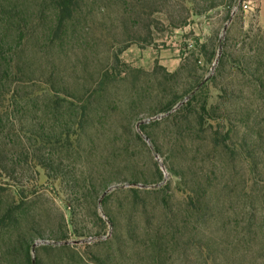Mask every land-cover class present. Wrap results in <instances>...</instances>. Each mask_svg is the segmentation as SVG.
I'll return each mask as SVG.
<instances>
[{
    "label": "rangeland",
    "instance_id": "obj_1",
    "mask_svg": "<svg viewBox=\"0 0 264 264\" xmlns=\"http://www.w3.org/2000/svg\"><path fill=\"white\" fill-rule=\"evenodd\" d=\"M54 18L0 0V264H264V0Z\"/></svg>",
    "mask_w": 264,
    "mask_h": 264
},
{
    "label": "trees",
    "instance_id": "obj_2",
    "mask_svg": "<svg viewBox=\"0 0 264 264\" xmlns=\"http://www.w3.org/2000/svg\"><path fill=\"white\" fill-rule=\"evenodd\" d=\"M83 0H54V10H55V18H54V27L52 29L53 36L58 37L62 32L65 25L73 20L82 9ZM176 103L171 105L168 109V112L174 109ZM162 177V173L160 172ZM33 243V241H31ZM48 248H51L48 246ZM30 251H32V244L27 246V259L30 262L31 256Z\"/></svg>",
    "mask_w": 264,
    "mask_h": 264
},
{
    "label": "built area",
    "instance_id": "obj_3",
    "mask_svg": "<svg viewBox=\"0 0 264 264\" xmlns=\"http://www.w3.org/2000/svg\"><path fill=\"white\" fill-rule=\"evenodd\" d=\"M243 7H244L245 9H247V8H248V5L245 4V5H243Z\"/></svg>",
    "mask_w": 264,
    "mask_h": 264
}]
</instances>
